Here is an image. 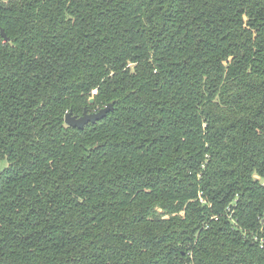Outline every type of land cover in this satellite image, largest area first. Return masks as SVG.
Masks as SVG:
<instances>
[{
	"label": "trees",
	"instance_id": "16d2710c",
	"mask_svg": "<svg viewBox=\"0 0 264 264\" xmlns=\"http://www.w3.org/2000/svg\"><path fill=\"white\" fill-rule=\"evenodd\" d=\"M0 31V264H264V0H0Z\"/></svg>",
	"mask_w": 264,
	"mask_h": 264
},
{
	"label": "water",
	"instance_id": "95a60500",
	"mask_svg": "<svg viewBox=\"0 0 264 264\" xmlns=\"http://www.w3.org/2000/svg\"><path fill=\"white\" fill-rule=\"evenodd\" d=\"M1 37L4 39V41H7V38L5 37L3 31H0ZM112 110V104L109 103L102 109L93 112V113H87L85 110L83 111L82 115L80 117L72 116L70 112L65 114L64 117V123L67 127L75 128L78 130H82L85 125L91 123H95L105 117V115Z\"/></svg>",
	"mask_w": 264,
	"mask_h": 264
},
{
	"label": "rangeland",
	"instance_id": "374dc122",
	"mask_svg": "<svg viewBox=\"0 0 264 264\" xmlns=\"http://www.w3.org/2000/svg\"><path fill=\"white\" fill-rule=\"evenodd\" d=\"M260 183L264 186V179H261Z\"/></svg>",
	"mask_w": 264,
	"mask_h": 264
}]
</instances>
